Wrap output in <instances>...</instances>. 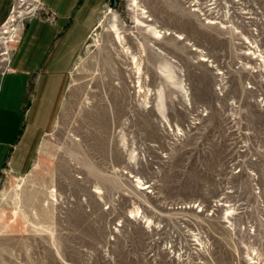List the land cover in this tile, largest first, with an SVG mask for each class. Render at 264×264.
I'll return each mask as SVG.
<instances>
[{"label":"rangeland","instance_id":"1","mask_svg":"<svg viewBox=\"0 0 264 264\" xmlns=\"http://www.w3.org/2000/svg\"><path fill=\"white\" fill-rule=\"evenodd\" d=\"M110 4L28 171L0 167V264H264V0Z\"/></svg>","mask_w":264,"mask_h":264},{"label":"crops","instance_id":"2","mask_svg":"<svg viewBox=\"0 0 264 264\" xmlns=\"http://www.w3.org/2000/svg\"><path fill=\"white\" fill-rule=\"evenodd\" d=\"M40 2L54 21L27 20L0 70V167L8 163L17 174L28 171L41 137L55 127L69 72L104 0ZM13 7L0 0V29Z\"/></svg>","mask_w":264,"mask_h":264},{"label":"bare ground","instance_id":"3","mask_svg":"<svg viewBox=\"0 0 264 264\" xmlns=\"http://www.w3.org/2000/svg\"><path fill=\"white\" fill-rule=\"evenodd\" d=\"M140 12H141V15H143V18H147L146 16H144V14H145V11H143V10H139ZM147 21H150V19H147ZM139 23L141 24V27H145V28H147V30L149 31V32H151L152 33V35L156 38H159V37H161V34H160V32H158V31H156L154 28H152V27H150L149 25H145L143 22H141V21H139ZM15 32V31H14ZM7 34H9V35H12V33H7ZM167 34V33H166ZM176 36V38L178 39V40H181L182 39V36H180V35H175ZM116 38H117V41L120 43V44H122V41H123V39H121L120 38V36L118 35V32H117V30H116ZM125 53L130 57V59H131V63L133 64V66L135 67V73L136 74H139V72H140V65H139V63H138V60H136V56L129 50V49H127L126 51H125ZM201 61H205L204 59H201ZM165 77H166V79L169 81L170 79H171V77H170V73H168V72H166L165 73Z\"/></svg>","mask_w":264,"mask_h":264},{"label":"built area","instance_id":"4","mask_svg":"<svg viewBox=\"0 0 264 264\" xmlns=\"http://www.w3.org/2000/svg\"><path fill=\"white\" fill-rule=\"evenodd\" d=\"M40 17H44L47 18L49 21H54V19L52 17H50L49 12L46 11V9L43 7V5L41 4L40 1H38V4L36 6V10H34L32 13H30L26 18H25V22L31 18H40ZM5 35H9V34H5ZM16 41V39H15ZM14 41V42H15ZM4 54L7 55V53L5 52ZM7 60V59H6Z\"/></svg>","mask_w":264,"mask_h":264},{"label":"water","instance_id":"5","mask_svg":"<svg viewBox=\"0 0 264 264\" xmlns=\"http://www.w3.org/2000/svg\"><path fill=\"white\" fill-rule=\"evenodd\" d=\"M117 5V0H111L110 7L114 8Z\"/></svg>","mask_w":264,"mask_h":264}]
</instances>
